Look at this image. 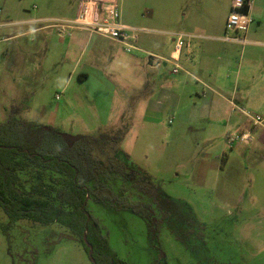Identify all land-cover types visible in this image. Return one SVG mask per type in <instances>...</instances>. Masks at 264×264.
<instances>
[{"label": "rangeland", "instance_id": "obj_1", "mask_svg": "<svg viewBox=\"0 0 264 264\" xmlns=\"http://www.w3.org/2000/svg\"><path fill=\"white\" fill-rule=\"evenodd\" d=\"M80 3L0 0V123L8 119L11 106L20 105L17 119L54 126L69 136L124 130L123 140L108 149L109 155L119 160L129 156V176L150 188L152 196L139 194L159 224L151 232L140 214L93 197L88 208L111 249L128 264H264L260 130L253 143L230 146L226 138L238 131L237 125L215 119L217 113L209 109L214 106L202 98L208 81L202 79L203 87L183 70L174 73L171 58L173 34L191 35L184 41H190L194 55L218 51L224 43L216 38L225 34L232 0H118L121 21L142 27L136 31L137 45L148 52L133 56L114 45L119 59L131 62V71L123 68L113 75L117 90L109 117L100 113L104 104L88 99L90 86L67 83L79 56L82 64L96 61L94 46L84 39L72 47L69 35L51 27L26 34L30 28H49L52 20H67ZM251 4L254 23L246 32L250 45L236 46L238 61L244 47V54L246 49L260 56L264 52L256 44L264 43V0ZM28 19L38 20L27 26ZM149 52L167 60L157 58V66H151L154 54ZM98 58V66L109 71L105 57ZM186 69L192 71L188 65ZM169 92L179 100H170ZM155 102H164L162 111L156 112ZM95 155L107 164L105 156L98 151ZM121 184L116 181L112 191L119 197ZM124 186L132 189L130 182ZM0 222H10L1 209ZM0 264L93 263L79 240L59 224L20 220L8 234L0 229Z\"/></svg>", "mask_w": 264, "mask_h": 264}, {"label": "trees", "instance_id": "obj_2", "mask_svg": "<svg viewBox=\"0 0 264 264\" xmlns=\"http://www.w3.org/2000/svg\"><path fill=\"white\" fill-rule=\"evenodd\" d=\"M242 11L247 12L248 6ZM22 110L20 105L11 106L8 119L0 123V209L10 219L0 222V229L8 234L20 220L57 223L79 240L88 255L91 252L93 264H128L111 249L107 234L88 208L93 197L140 214L151 232L159 224L139 194L152 196L150 188L133 183L129 176V156L123 154L119 160L109 155L108 149L123 140L124 130L69 141L54 126L17 119ZM96 151L107 158V164ZM116 181L122 182L120 197L112 193ZM129 182L131 190L124 186ZM85 237L92 248L85 244Z\"/></svg>", "mask_w": 264, "mask_h": 264}, {"label": "crops", "instance_id": "obj_3", "mask_svg": "<svg viewBox=\"0 0 264 264\" xmlns=\"http://www.w3.org/2000/svg\"><path fill=\"white\" fill-rule=\"evenodd\" d=\"M230 5V10L234 6H248L247 12L251 15V0H232ZM78 10L79 7L74 15L67 18V20L73 19L77 15ZM35 20L38 19H28L24 22L27 26H30ZM205 21L206 24H208L210 20L206 19ZM139 28L137 27L138 30H140ZM45 29H50V27L30 28L26 31V34L37 33ZM69 37L70 42L68 45L76 47L78 44H82L85 39L86 44L89 43V45L94 46V51L99 55L96 56V61L86 60L84 64L81 63V56H79L73 64V70L69 73L67 83L70 82L76 85L90 86L91 92L88 99L95 104L97 102L100 105L104 104V108H100V113L106 117L111 116L113 114L112 107L115 105L114 95H116L117 90L116 85L113 83V75H115L117 70H122L123 68H130L131 71V62L128 60L124 62L119 59L120 54L115 52L113 48L114 45L120 44L112 39L85 30L70 31ZM185 38L190 39L192 36L186 35ZM216 39L224 43L222 47L216 52L205 49L202 55H194L192 45L188 40L189 46H183L179 54H175L178 55L179 58L176 63L179 64L180 70H183L196 81L201 82V85L202 82H204L202 79L208 81L203 83L205 87L202 85L206 88L202 93V98L208 105L214 106L209 109L217 113V115H215L216 120L230 126L236 124L238 131L247 130L251 127L250 120L239 111L233 112L230 101H233L247 111L264 117V52L260 56L257 52L246 49L244 54V47L241 59L238 61L236 46L242 44L224 41L222 37H217ZM256 44L264 46L262 42ZM184 47H186L185 51L183 50ZM139 53L140 52H134L131 55L138 56L140 55ZM148 54H154V56L152 55L153 58H149V65L151 66H157L158 63H155V59H164L156 53L149 52ZM98 57H105L104 60L108 61L109 71H104L98 66L100 63ZM212 60H214L216 64L214 68L211 65ZM172 63L175 62L172 61ZM164 64L166 65V63ZM187 65L192 71L186 69ZM246 70H250L251 73L246 74ZM167 97H171L170 100L172 101L176 99L179 100L180 98L178 94L172 92H169ZM153 108L156 112L162 111L164 102H155ZM259 130V138L264 141V128H259Z\"/></svg>", "mask_w": 264, "mask_h": 264}, {"label": "built area", "instance_id": "obj_4", "mask_svg": "<svg viewBox=\"0 0 264 264\" xmlns=\"http://www.w3.org/2000/svg\"><path fill=\"white\" fill-rule=\"evenodd\" d=\"M244 5L234 6L225 22V34L222 37L224 41L240 43L247 45L250 42L247 40L246 32L250 26L254 23V19L248 12L242 11ZM53 24L49 25L51 28H56L60 35H70L72 30H85L99 36L112 39L118 42L125 52H144L137 45L138 36L135 27L124 24L121 21V12L119 8L118 0H81L77 15L70 20L59 21L52 20ZM243 34V37L241 35ZM176 36L175 51L172 54V61L174 68L173 72L178 73L181 69L178 62L179 58L176 53L179 54L183 46H189L188 42L184 39V34H173ZM264 45V44H263ZM153 58V56H151ZM60 96L56 95V100H59ZM231 109L233 112L239 111L250 120L251 127L247 130L237 131L236 133H230L227 135V143L230 146L235 144L249 145L253 143L255 135L259 128H264V117L254 114L244 108L238 106L233 101H230Z\"/></svg>", "mask_w": 264, "mask_h": 264}, {"label": "water", "instance_id": "obj_5", "mask_svg": "<svg viewBox=\"0 0 264 264\" xmlns=\"http://www.w3.org/2000/svg\"><path fill=\"white\" fill-rule=\"evenodd\" d=\"M150 58H152V57H150ZM79 137L80 136H69V135L64 134V138L69 140V141H73V140L79 139ZM84 242L89 248H92V246L87 241L86 237L84 238ZM89 255L91 256V252H89Z\"/></svg>", "mask_w": 264, "mask_h": 264}]
</instances>
